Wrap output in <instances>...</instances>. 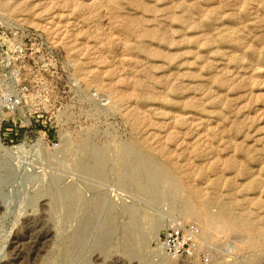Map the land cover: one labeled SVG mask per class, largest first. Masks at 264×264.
<instances>
[{"label": "rangeland", "instance_id": "obj_1", "mask_svg": "<svg viewBox=\"0 0 264 264\" xmlns=\"http://www.w3.org/2000/svg\"><path fill=\"white\" fill-rule=\"evenodd\" d=\"M15 70L0 264H264V0H0ZM177 217L192 260L155 254Z\"/></svg>", "mask_w": 264, "mask_h": 264}, {"label": "built area", "instance_id": "obj_2", "mask_svg": "<svg viewBox=\"0 0 264 264\" xmlns=\"http://www.w3.org/2000/svg\"><path fill=\"white\" fill-rule=\"evenodd\" d=\"M14 52L17 57L24 51L22 43L13 44ZM6 54L8 52L6 51ZM14 55L8 57V65H13ZM18 71V73H17ZM16 76H13L11 89H6L0 97V116L2 114H14L23 103L25 95L30 91L27 83L20 81L19 70H15ZM17 124L16 121L13 123ZM11 129V128H10ZM14 137V135H12ZM201 228L197 223L187 221L182 217H177L168 222L163 228L159 239L156 241L155 254L158 258L168 259H194L200 252ZM206 264L211 262V257L207 254L203 259Z\"/></svg>", "mask_w": 264, "mask_h": 264}, {"label": "bare ground", "instance_id": "obj_3", "mask_svg": "<svg viewBox=\"0 0 264 264\" xmlns=\"http://www.w3.org/2000/svg\"><path fill=\"white\" fill-rule=\"evenodd\" d=\"M0 147L3 148L4 150L8 151V147H6L5 145L2 144L1 140H0Z\"/></svg>", "mask_w": 264, "mask_h": 264}]
</instances>
